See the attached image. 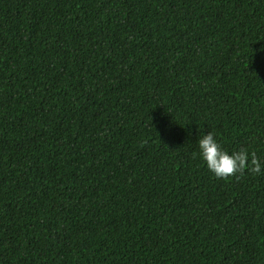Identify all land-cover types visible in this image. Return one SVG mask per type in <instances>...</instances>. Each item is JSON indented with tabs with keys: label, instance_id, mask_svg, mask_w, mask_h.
Instances as JSON below:
<instances>
[{
	"label": "trees",
	"instance_id": "1",
	"mask_svg": "<svg viewBox=\"0 0 264 264\" xmlns=\"http://www.w3.org/2000/svg\"><path fill=\"white\" fill-rule=\"evenodd\" d=\"M207 132L264 160V0H0V264H264Z\"/></svg>",
	"mask_w": 264,
	"mask_h": 264
},
{
	"label": "clouds",
	"instance_id": "2",
	"mask_svg": "<svg viewBox=\"0 0 264 264\" xmlns=\"http://www.w3.org/2000/svg\"><path fill=\"white\" fill-rule=\"evenodd\" d=\"M196 134L198 135L197 129ZM196 144L206 168L218 178H226L241 173L245 169L260 173L264 167V160L258 159L252 152L241 149L228 153L223 150L212 132L200 135Z\"/></svg>",
	"mask_w": 264,
	"mask_h": 264
}]
</instances>
